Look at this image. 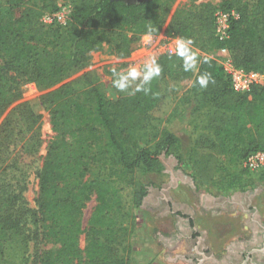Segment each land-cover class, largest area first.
<instances>
[{"label":"trees","instance_id":"16d2710c","mask_svg":"<svg viewBox=\"0 0 264 264\" xmlns=\"http://www.w3.org/2000/svg\"><path fill=\"white\" fill-rule=\"evenodd\" d=\"M3 5L8 7L7 23L1 19ZM162 5V0H75L72 17L66 24L48 25L42 15L45 10L57 9L54 0H0V116L21 98L23 83L36 82L44 88L56 86L81 69L84 56L99 50L104 43L112 44L122 56L129 55L137 47L140 34L155 32L164 25ZM218 9L230 13V37L226 41H220L215 34ZM166 33L192 41L189 47L199 59L195 80L208 81L203 86L204 97H213L216 106L232 114L222 121L216 133L231 171L250 154L264 152V84L246 93L237 92L224 67L209 54L227 46L236 66L264 72V0H222L219 5L208 1L181 6ZM156 64L160 70L172 73L184 61L178 52L164 53ZM74 85L63 83L42 96V102L51 110L54 127L73 123L77 118H89L86 121L99 123L105 131L99 153L120 156L131 169L144 165L153 170L162 165L156 151L138 146L132 153L122 137L124 129L144 128L157 101L155 84L144 85L146 93L141 91L115 102L106 100L99 86L93 85L90 90L93 98L85 103L75 96ZM17 108L28 110L24 102ZM87 134V129L81 128L58 135L40 172L39 210L29 211L35 223L41 222L43 237L51 244L42 264H131L129 258L115 250L121 245V238L128 239L133 230L126 226L116 228L109 188L103 180L89 176L94 148ZM179 140L165 129L156 146L158 150L172 152ZM130 154L135 155L132 158ZM235 182L236 177L229 178V184ZM94 192L98 204L90 220L83 256L80 247L83 209ZM146 195L147 188L137 185L134 204L140 206ZM2 199L7 203L0 201V236L8 231L17 232L20 226V219L10 213L12 208L15 211L16 202H12V207L8 199Z\"/></svg>","mask_w":264,"mask_h":264},{"label":"rangeland","instance_id":"374dc122","mask_svg":"<svg viewBox=\"0 0 264 264\" xmlns=\"http://www.w3.org/2000/svg\"><path fill=\"white\" fill-rule=\"evenodd\" d=\"M208 1L216 5L222 2L162 0L164 25L155 32L140 34L137 47L129 55L122 56L114 51L112 44L104 43L99 50L88 52L83 58V67L70 74L62 83L51 88H44L36 82L22 84L21 98L0 116V197L8 199L12 207V202H16L15 211L12 208L10 213L13 218L20 219L17 232L8 231L0 236V264H42L43 256L51 244L43 237L41 222L35 223V218L31 217L32 213L29 211L39 210V175L53 140L58 135L81 128L87 129V137L94 148L89 176L103 180L109 188V197L114 205L111 215L116 228L126 226L129 231L133 230L128 239L121 238L122 243L115 250L120 256L129 258L131 264L133 241H142L144 237L148 238V243L156 253L148 264H187L188 261L176 257L177 254H191L194 249L201 251L200 248L206 246L207 251H215L221 255L232 242L251 234L247 223L264 224V167L251 170L246 166L245 159L237 163V168L233 171L229 168L216 133L222 121L229 119L232 114L229 110L216 106L213 97H204V87L195 80L199 67L196 55L195 66L188 71H185L184 64L175 67L172 73L160 70L159 76L148 83L155 84L157 94L154 95H157V101L150 109L144 128H127L122 131L126 146L132 153L138 146L157 152L156 156L162 165L153 170L144 165L127 168L120 156L99 153L101 143L105 141V131L99 123L86 121L89 118H77L73 123H62L59 127H54L51 110L42 102L45 93L66 82L75 83L74 93L81 103L93 98L90 94L93 85L99 86L106 100L112 102L138 94L134 89L142 83L146 65L153 59L157 61L164 54L162 52L171 38L166 30L178 8ZM54 4L57 9L45 10L43 21L46 16L50 17L59 11L60 6L74 8L75 0H54ZM7 11L8 7L3 5L1 19L5 23L9 22ZM224 47L209 54L222 61L226 54ZM130 67L136 68L141 73V78L132 81L128 91L120 92L113 87V80L117 78L113 70L126 74ZM21 102L27 104L30 112L17 108ZM165 129L180 139L177 149L172 152L158 150L156 146ZM130 155L133 158L135 154ZM184 174L191 176L193 180L186 179ZM230 177H236L237 182L229 184ZM137 185L145 186L147 192H151V199L146 196L140 206H136L133 201ZM214 186L219 189L216 192L232 195L236 192L246 199L247 193H256L250 200L251 205L244 202L248 212L221 210L216 212L218 215L210 214V210L202 206L205 201L202 195L211 191ZM14 195L17 198L11 199ZM164 199L167 201H163ZM0 201L7 203L3 199ZM171 202L195 212L194 221L197 228L205 233V242H195L200 238L183 239L175 244L179 245L175 250L164 244L165 241L173 242L177 237V219L170 212ZM97 204V194L94 192L83 209L84 231L80 235L83 256L88 244L90 220Z\"/></svg>","mask_w":264,"mask_h":264},{"label":"flooded vegetation","instance_id":"af4514ba","mask_svg":"<svg viewBox=\"0 0 264 264\" xmlns=\"http://www.w3.org/2000/svg\"><path fill=\"white\" fill-rule=\"evenodd\" d=\"M198 193V191H195ZM256 194V193H255ZM254 193H247V199L245 197H240L236 192L232 195L233 200L236 202L232 203H219L212 207L207 201L203 193L202 197L204 198V203L202 204L203 208L206 210L219 209L225 211H242L248 212L245 208L246 205H251L250 200L255 197ZM151 192H147V197H150ZM222 199V198H221ZM220 199V200H221ZM167 201V200H163ZM244 202L247 204L245 205ZM165 209V208H164ZM170 212L174 213L177 221L175 226L177 228L176 235L177 237L173 242L168 243L165 241L167 247L174 248L175 244L180 240H196L195 242L203 243L206 241L205 233L198 229L194 221L193 211L187 209L185 206H176L175 203L171 202ZM248 228L250 229V235L247 238L237 239L235 242H232L231 245L226 249L227 251L221 255H218L215 251H207V247L203 246L201 251L194 249V252L185 253L178 255V258L187 260V264H264V224L261 223H247ZM180 232V235L178 234Z\"/></svg>","mask_w":264,"mask_h":264},{"label":"built area","instance_id":"2783aa9c","mask_svg":"<svg viewBox=\"0 0 264 264\" xmlns=\"http://www.w3.org/2000/svg\"><path fill=\"white\" fill-rule=\"evenodd\" d=\"M60 10L53 13L50 17L46 16L44 22L50 24H66L72 17L73 8L70 6H60ZM233 15L236 12H232ZM217 21L215 27V34L220 41H226L230 37V13L224 11H217ZM181 39L178 37H171L168 39L165 49L162 53L174 54L178 51ZM226 52L222 61L217 59L225 69V73L231 80L232 87L241 93L249 92L254 86L264 84V72L257 70H246L234 64L231 54L227 46L223 48ZM160 55V54H159ZM246 166L251 169H258L264 167V152L257 151L250 154L245 160Z\"/></svg>","mask_w":264,"mask_h":264},{"label":"clouds","instance_id":"9594fccd","mask_svg":"<svg viewBox=\"0 0 264 264\" xmlns=\"http://www.w3.org/2000/svg\"><path fill=\"white\" fill-rule=\"evenodd\" d=\"M191 40H181L179 47H178V54L184 59V68L185 71L190 70L195 66V56L191 52L190 45ZM114 74L116 75V79L113 80V87H115L120 92L128 91L131 87V82L141 78V73L134 67H130L126 74L124 73H116L115 70ZM160 69L159 66L156 64V61L153 59L151 60L145 67V70L142 75V83L137 85L134 89L135 92H147L148 89L144 87L147 85L154 77L159 76ZM202 86L207 84V80L199 81Z\"/></svg>","mask_w":264,"mask_h":264},{"label":"crops","instance_id":"0c3cea01","mask_svg":"<svg viewBox=\"0 0 264 264\" xmlns=\"http://www.w3.org/2000/svg\"><path fill=\"white\" fill-rule=\"evenodd\" d=\"M184 173V172H183ZM217 187L214 186V188L211 189V191L205 192V197L207 201L210 203L209 207L218 205L219 203H234L236 202L232 198V194H228L225 192H216ZM222 198V199H221ZM221 199V200H220ZM216 212H220L219 209H210V214L218 215ZM209 214V213H208ZM135 234V233H134ZM135 238V237H134ZM147 237L142 238V241H133V264H148L156 255L154 253V248L151 244L148 243ZM179 246V245H178ZM178 246H174V250L178 248ZM178 256V254H177ZM176 256V257H177Z\"/></svg>","mask_w":264,"mask_h":264},{"label":"water","instance_id":"95a60500","mask_svg":"<svg viewBox=\"0 0 264 264\" xmlns=\"http://www.w3.org/2000/svg\"><path fill=\"white\" fill-rule=\"evenodd\" d=\"M181 172L183 173V171H181ZM184 177H185L186 179L193 180V178H192L191 176H189V175H185V174H184Z\"/></svg>","mask_w":264,"mask_h":264}]
</instances>
